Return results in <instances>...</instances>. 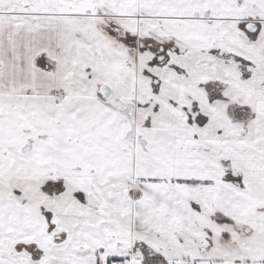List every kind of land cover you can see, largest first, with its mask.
<instances>
[{"label": "snow or ice", "instance_id": "obj_1", "mask_svg": "<svg viewBox=\"0 0 264 264\" xmlns=\"http://www.w3.org/2000/svg\"><path fill=\"white\" fill-rule=\"evenodd\" d=\"M0 264H264V0H0Z\"/></svg>", "mask_w": 264, "mask_h": 264}]
</instances>
